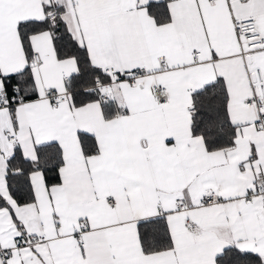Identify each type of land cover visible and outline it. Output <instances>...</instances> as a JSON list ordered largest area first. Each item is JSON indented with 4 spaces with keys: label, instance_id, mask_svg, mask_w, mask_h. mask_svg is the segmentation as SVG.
<instances>
[{
    "label": "snow or ice",
    "instance_id": "obj_1",
    "mask_svg": "<svg viewBox=\"0 0 264 264\" xmlns=\"http://www.w3.org/2000/svg\"><path fill=\"white\" fill-rule=\"evenodd\" d=\"M0 264H264V0H0Z\"/></svg>",
    "mask_w": 264,
    "mask_h": 264
}]
</instances>
